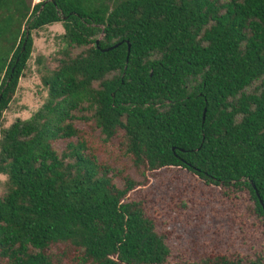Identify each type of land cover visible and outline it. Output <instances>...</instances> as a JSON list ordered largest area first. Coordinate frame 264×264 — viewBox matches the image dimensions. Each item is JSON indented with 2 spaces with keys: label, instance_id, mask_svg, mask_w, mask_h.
I'll list each match as a JSON object with an SVG mask.
<instances>
[{
  "label": "trees",
  "instance_id": "trees-1",
  "mask_svg": "<svg viewBox=\"0 0 264 264\" xmlns=\"http://www.w3.org/2000/svg\"><path fill=\"white\" fill-rule=\"evenodd\" d=\"M54 23L46 100L4 127L32 32ZM77 121L103 144L120 136L142 175L181 167L246 189L264 225V0H0V264H166V236L127 198L139 181L116 183Z\"/></svg>",
  "mask_w": 264,
  "mask_h": 264
},
{
  "label": "rangeland",
  "instance_id": "rangeland-1",
  "mask_svg": "<svg viewBox=\"0 0 264 264\" xmlns=\"http://www.w3.org/2000/svg\"><path fill=\"white\" fill-rule=\"evenodd\" d=\"M62 33L60 23L32 32V54L3 112L4 127L16 119L29 118L45 102L47 91L40 75L44 68L56 65ZM76 124L85 129L83 136L91 141L100 162L115 168L116 183L120 185L126 174L139 181L127 198L141 202L156 230L166 236L171 248L166 264H192L210 253L241 254L244 258L259 257L264 262V225L246 189L207 184L181 167L142 169V175L140 169L131 165L130 157L123 154L120 136L103 144L91 127L78 121ZM54 147L60 151L63 142L56 141ZM5 179L0 173V195L5 190Z\"/></svg>",
  "mask_w": 264,
  "mask_h": 264
},
{
  "label": "water",
  "instance_id": "water-1",
  "mask_svg": "<svg viewBox=\"0 0 264 264\" xmlns=\"http://www.w3.org/2000/svg\"><path fill=\"white\" fill-rule=\"evenodd\" d=\"M96 42H98V40H96ZM23 48H24V46H23ZM104 50H108V48H106ZM128 52H129V46H128ZM203 118H204V115H203Z\"/></svg>",
  "mask_w": 264,
  "mask_h": 264
}]
</instances>
